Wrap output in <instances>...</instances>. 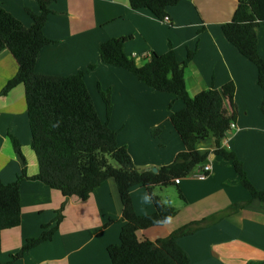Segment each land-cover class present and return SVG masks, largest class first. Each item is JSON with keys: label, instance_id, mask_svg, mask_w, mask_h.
Returning <instances> with one entry per match:
<instances>
[{"label": "crops", "instance_id": "0c3cea01", "mask_svg": "<svg viewBox=\"0 0 264 264\" xmlns=\"http://www.w3.org/2000/svg\"><path fill=\"white\" fill-rule=\"evenodd\" d=\"M239 0H180L167 8L169 23L147 9H132L129 0H51L44 34L53 40L39 51L35 71L68 76L87 70L85 83L97 114L106 119V107L99 88L110 91L109 126L117 142L125 146L137 167L152 168L171 163L184 149L170 123L173 112L183 103L171 93L148 88L127 70L101 61L99 45L109 38L128 37L126 55L138 66L151 52L162 54L173 48L179 60L188 49L193 58L184 69L185 86L193 97L211 87L220 89L233 82L235 128H230L222 147L232 151L242 163L251 183L264 190V96L257 83L254 64L224 37L221 26L230 21ZM0 6L30 27L27 9L38 10L37 0H0ZM257 49L264 58V23L256 30ZM94 65L93 69H88ZM17 71L9 50H0V91ZM172 105L170 106V103ZM227 116L233 113L227 101ZM11 136L20 144V153ZM213 138L202 139L197 148L207 152L210 170L203 166L176 181L175 185L152 188L177 214L164 225L141 231V236L156 240L194 220H204L195 232L177 239L186 252L188 264L264 263V204L250 201L230 161L213 152ZM39 172L31 146L24 88L18 85L0 95V180L10 183L25 173L21 181V223L1 232L0 264H112L107 247L119 243L122 205L113 179L103 181L86 200L64 197L40 181L29 177ZM179 191L183 198L180 197ZM138 215L154 211V204L142 186L130 189ZM64 202L62 219L52 239L13 259L26 240L35 238L55 223L57 210ZM246 202V203H245ZM235 203L244 206L233 210ZM109 220L115 222L106 226Z\"/></svg>", "mask_w": 264, "mask_h": 264}, {"label": "trees", "instance_id": "16d2710c", "mask_svg": "<svg viewBox=\"0 0 264 264\" xmlns=\"http://www.w3.org/2000/svg\"><path fill=\"white\" fill-rule=\"evenodd\" d=\"M37 1V12L27 9L32 20L28 28L0 6V50H9L17 63L16 73L7 80L0 95L7 94L18 85L24 88L31 146L39 165V172L29 178L60 191L66 198L74 196L79 200H86L103 181L114 180L124 224L119 232V243L107 247L112 264L189 263L177 239L201 228L204 220L191 221L154 241L142 237L141 231L164 225L177 214L173 206L153 194L152 188L175 185L176 180L189 176L195 168L204 165L207 152L197 148L202 139L213 138L214 154L231 162L240 184L250 194V201L258 200L264 204V190L251 183L235 153L227 151L221 144L234 119L233 82L225 83L220 89L211 87L191 97L186 90L184 69L194 56L193 50L188 49L183 60H179L173 48L162 54L151 52L146 62L138 66L124 51L128 37L109 38L100 43L99 54L104 64L127 70L148 88L171 93L184 105L169 117L184 149L175 155L171 163L156 167V172L152 168L137 167L128 149L118 144L116 131L109 126L110 91L99 88L106 107V119L102 120L85 83L87 70L68 76L35 71L39 51L53 43L43 31L51 12L48 7L51 0ZM179 1L129 0V5L132 9H147L163 20L167 16V8ZM262 23L264 0H239L231 20L224 23L221 30L239 53L254 64L257 83L264 96V58L258 52L256 35ZM93 68L94 65L88 67ZM225 101L233 109L229 116L223 108ZM10 138L14 150L20 153L18 140L13 136ZM25 178L27 176L22 173L10 183L0 180V237L2 231L16 228L21 223L20 185ZM133 186H142L147 190L154 204L153 212L143 215L135 212L130 194ZM179 195L183 198L180 191ZM242 206L243 203H235L231 208L237 210ZM63 209L64 202L57 210L55 225L50 229H47L48 224L43 225L39 236L26 240L12 258H19L35 246L51 240L63 217ZM113 222L109 220L106 226Z\"/></svg>", "mask_w": 264, "mask_h": 264}, {"label": "built area", "instance_id": "2783aa9c", "mask_svg": "<svg viewBox=\"0 0 264 264\" xmlns=\"http://www.w3.org/2000/svg\"><path fill=\"white\" fill-rule=\"evenodd\" d=\"M163 21L166 22V23H169V22H170V21H169V17H168V16H164ZM235 126H236L235 123L232 121V122H230L229 129H230V128H231V129H232V128H235ZM223 141H224V142L226 141V137L223 138ZM209 170H210V166H209L208 164H205V165L203 166V168L201 169V171H200V173H199V176H200V177H205V176H207ZM176 181H178V180H176ZM263 264H264V263H263Z\"/></svg>", "mask_w": 264, "mask_h": 264}, {"label": "water", "instance_id": "95a60500", "mask_svg": "<svg viewBox=\"0 0 264 264\" xmlns=\"http://www.w3.org/2000/svg\"><path fill=\"white\" fill-rule=\"evenodd\" d=\"M157 168L156 167H152V171L156 172Z\"/></svg>", "mask_w": 264, "mask_h": 264}, {"label": "rangeland", "instance_id": "374dc122", "mask_svg": "<svg viewBox=\"0 0 264 264\" xmlns=\"http://www.w3.org/2000/svg\"><path fill=\"white\" fill-rule=\"evenodd\" d=\"M114 164V163H113ZM115 165V164H114Z\"/></svg>", "mask_w": 264, "mask_h": 264}]
</instances>
